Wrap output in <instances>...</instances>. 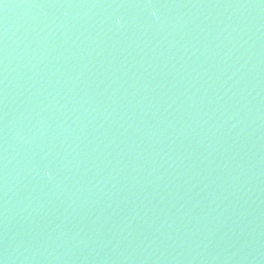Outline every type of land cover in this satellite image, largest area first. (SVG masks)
I'll list each match as a JSON object with an SVG mask.
<instances>
[{
    "label": "water",
    "instance_id": "95a60500",
    "mask_svg": "<svg viewBox=\"0 0 264 264\" xmlns=\"http://www.w3.org/2000/svg\"><path fill=\"white\" fill-rule=\"evenodd\" d=\"M0 264H264V0H0Z\"/></svg>",
    "mask_w": 264,
    "mask_h": 264
}]
</instances>
